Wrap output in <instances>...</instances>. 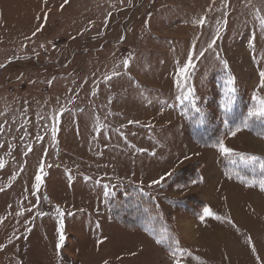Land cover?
<instances>
[{
	"label": "rangeland",
	"instance_id": "1",
	"mask_svg": "<svg viewBox=\"0 0 264 264\" xmlns=\"http://www.w3.org/2000/svg\"><path fill=\"white\" fill-rule=\"evenodd\" d=\"M262 16L264 0H0V264H264L260 170L212 146L264 157V125L242 124L264 97Z\"/></svg>",
	"mask_w": 264,
	"mask_h": 264
},
{
	"label": "snow or ice",
	"instance_id": "2",
	"mask_svg": "<svg viewBox=\"0 0 264 264\" xmlns=\"http://www.w3.org/2000/svg\"><path fill=\"white\" fill-rule=\"evenodd\" d=\"M260 20V25L261 27H264V16L259 17ZM206 22V17L201 18L199 21H197V23H199L201 26H203V24ZM214 44V41H213ZM210 47L212 46L211 44L209 45ZM194 51H193V55H194ZM200 55H203V52L200 53ZM131 61L130 60H125L123 63L125 65L129 64ZM223 63L226 65L227 62L223 61ZM193 67V63H192V56H189L188 58V62L184 65V67L179 69V74L177 76V86H180V82H181V77L184 78V82L186 83L187 81V77H188V71L190 68ZM114 75H119V73H115ZM261 80H260V84L261 86H264V71H261L259 73ZM108 79H111V77H108ZM227 85L228 87L225 89V103H224V108L226 110H230L232 104L235 102V92L236 89L234 87V78L233 77H229L227 80ZM187 95L182 96L180 98V102L183 104L185 100H188L189 102L192 103L193 107L196 108L197 112H200L201 109L196 105V101L195 98L193 97V90L192 89H187ZM256 103L250 107L247 111V115L245 116L244 120L242 121L243 127H248L249 126V121H259L261 125H264V97H260V96H255L253 98ZM55 119V117H54ZM133 123V122H130ZM225 123H227V121H225ZM241 131V127L239 125L236 126L235 130H230L231 135L235 136L237 132ZM55 132V129H54ZM213 147L217 148L220 152V154L222 156H224L225 158H227L229 160V162L232 165H236L238 162L240 164H242L245 168H250L252 170H255L257 167L260 170L261 173V179L259 180V185L261 187V189H264V157L255 155V154H248V153H240L237 152L236 150H234L231 147H228L225 143V141L223 139H220L216 144L212 145ZM29 151H31V148H29ZM0 167H3V164L0 163ZM41 172H42V168H41ZM166 176H171L172 173H166ZM237 175H240L239 170L237 171ZM165 179V176H161L158 180H153L151 181V184H159L161 183L163 180ZM35 187L38 190L43 182V177L42 175H36L35 177ZM256 181H253V183H255ZM193 183H196V181H193ZM0 191H3L2 188H0ZM108 193H106L107 195ZM56 211L58 212V214L62 217L64 215V212L62 210H60L59 206H57ZM215 215L210 208L205 207L203 209V215L200 217L201 219H204L206 216H213ZM215 218L217 220L221 219L220 216H215ZM61 225H63V220H61ZM60 239V243L61 245L64 242V235H63V228L61 227V235L59 237ZM163 240H157V243H162ZM175 243V247L172 250V255L175 257L178 254L179 255H183L185 253L186 250L181 249L179 247V242L178 240L174 242ZM188 255H191V253L189 252ZM175 264H181L180 260H176Z\"/></svg>",
	"mask_w": 264,
	"mask_h": 264
},
{
	"label": "bare ground",
	"instance_id": "3",
	"mask_svg": "<svg viewBox=\"0 0 264 264\" xmlns=\"http://www.w3.org/2000/svg\"><path fill=\"white\" fill-rule=\"evenodd\" d=\"M186 227H187V226H186ZM188 227H189V226H188ZM188 227H187V228H188ZM191 227H192V226H191ZM191 227H189L188 229H190ZM188 229H187V230H188ZM188 235H189V234H188ZM190 239H191V238H190Z\"/></svg>",
	"mask_w": 264,
	"mask_h": 264
}]
</instances>
